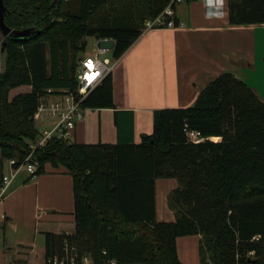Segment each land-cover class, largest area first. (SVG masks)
Here are the masks:
<instances>
[{"label": "trees", "instance_id": "1", "mask_svg": "<svg viewBox=\"0 0 264 264\" xmlns=\"http://www.w3.org/2000/svg\"><path fill=\"white\" fill-rule=\"evenodd\" d=\"M170 0H4L5 57L0 74V187L3 165L24 158L39 134L34 114L49 89L77 92L78 67L90 36L113 38L120 58ZM233 25L264 23V0H229ZM4 43L6 45H4ZM31 90L10 97L12 89ZM112 73L83 100L113 107ZM116 143L50 140L38 149L35 177L47 163L73 177L75 231L45 232L46 264H182L177 238L201 234L202 264H264V99L224 72L194 105L161 108L154 130L133 139L130 113ZM197 130L205 141L190 140ZM218 139V140H216ZM176 178L168 196L175 221H158L156 181ZM60 264V263H58Z\"/></svg>", "mask_w": 264, "mask_h": 264}, {"label": "crops", "instance_id": "2", "mask_svg": "<svg viewBox=\"0 0 264 264\" xmlns=\"http://www.w3.org/2000/svg\"><path fill=\"white\" fill-rule=\"evenodd\" d=\"M176 13L184 26L146 31L119 58L112 72L113 107L88 108L73 141L116 143L118 121L130 113L133 139L139 143L153 132L157 109L194 105L201 89L224 72L255 77L257 65L264 63V52L258 53L264 45V23L231 24L229 0H190L178 5ZM2 40L0 30V74ZM30 90L22 85L11 96ZM46 166L32 178L20 174L0 199V264H46V242L39 235L75 231L73 177L64 166ZM178 186L176 178L157 179L158 221L176 220L168 196ZM201 241V234L177 238L182 264H202Z\"/></svg>", "mask_w": 264, "mask_h": 264}, {"label": "built area", "instance_id": "3", "mask_svg": "<svg viewBox=\"0 0 264 264\" xmlns=\"http://www.w3.org/2000/svg\"><path fill=\"white\" fill-rule=\"evenodd\" d=\"M187 1L190 0H170L157 17L149 18L145 21L144 32L157 28L184 26V22L177 17L176 7ZM114 42L113 38H100L95 45V53L84 54L80 59L77 92L61 91L56 93L52 89H49L48 93L42 97L38 109L34 114L39 134L33 141H30L29 152L24 158L14 157L6 161L9 165V171L3 172L0 199L21 169L26 170L30 175L38 170L40 161L35 156L38 149L46 146L52 139L66 142L73 141L74 130L77 124L85 119L88 110L87 107L82 105L83 100L108 74L115 70L119 62V58H115L112 55ZM187 133L190 140L196 143L207 139L197 130H189ZM74 257L71 259L73 264H75L73 261ZM54 263L65 264V261H58V258H56ZM91 263L92 261L89 256L83 258L82 264ZM114 263L116 262H111V264Z\"/></svg>", "mask_w": 264, "mask_h": 264}, {"label": "rangeland", "instance_id": "4", "mask_svg": "<svg viewBox=\"0 0 264 264\" xmlns=\"http://www.w3.org/2000/svg\"><path fill=\"white\" fill-rule=\"evenodd\" d=\"M0 30H1V27H0ZM146 32V31H145ZM144 33V32H143ZM263 33H264V31H263ZM87 40H88V45H87V50H86V52L84 53V54H94L95 53V50H96V48H95V45L97 44V42H98V39L95 37V36H90V37H88L87 38ZM264 45H260V47H258V53H259V55H260V53L263 51L264 52ZM2 60L4 61L5 60V57H4V55H2ZM260 62V61H259ZM252 72H253V70L251 71V74H252ZM254 76L255 77H250V75H247L246 76V74H243V76H242V78H244V77H246V81H248V83H251L254 87H255V90L258 92V91H260V92H258V93H263L264 94V63L261 65H257V71H255V74H254ZM247 78H248V80H247ZM245 79V78H244ZM262 94V95H263ZM10 97L12 98V96H11V92H10ZM14 97V96H13ZM7 161V160H6ZM5 161V162H6ZM5 164H7V162L6 163H4V165ZM51 166V164H47V166L46 167H50ZM62 166V165H61ZM6 171H9V165L7 164L6 165ZM26 173H28L26 170H20L19 171V173H18V175H17V177L21 174V175H24V174H26ZM29 174V173H28ZM30 175V174H29ZM16 177V178H17ZM15 178V179H16ZM14 179V180H15ZM12 184V183H11ZM10 184V185H11ZM7 190H8V188L5 190V192H4V194L2 195V197L5 195V193L7 192ZM175 212V211H174ZM44 226H41V228H40V230H42V229H51L50 227L49 228H43ZM40 237V240H42V241H44V238H45V235L43 234V233H41L40 235H39ZM7 245H8V243H7ZM92 264V263H91Z\"/></svg>", "mask_w": 264, "mask_h": 264}, {"label": "water", "instance_id": "5", "mask_svg": "<svg viewBox=\"0 0 264 264\" xmlns=\"http://www.w3.org/2000/svg\"><path fill=\"white\" fill-rule=\"evenodd\" d=\"M0 27H1V31L5 34L8 35L10 37H24L27 36L29 34L28 31H11L6 23H5V4H4V0H0ZM4 45H6L4 43Z\"/></svg>", "mask_w": 264, "mask_h": 264}]
</instances>
